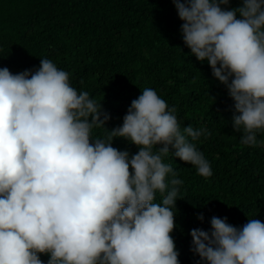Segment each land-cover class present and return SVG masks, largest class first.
Masks as SVG:
<instances>
[{"label": "clouds", "instance_id": "clouds-1", "mask_svg": "<svg viewBox=\"0 0 264 264\" xmlns=\"http://www.w3.org/2000/svg\"><path fill=\"white\" fill-rule=\"evenodd\" d=\"M173 4L184 45L234 101L241 144L255 146L264 130V0ZM174 113L144 88L108 130L101 101L52 60L15 74L0 68V264H44L40 254L47 264H180L171 233L183 181L163 160L171 154L205 178L212 169L192 142L207 129L181 128ZM94 128L107 136L93 138ZM114 138L138 151L114 148ZM190 236L197 264H264L258 219L236 227L213 216L209 231Z\"/></svg>", "mask_w": 264, "mask_h": 264}, {"label": "trees", "instance_id": "trees-1", "mask_svg": "<svg viewBox=\"0 0 264 264\" xmlns=\"http://www.w3.org/2000/svg\"><path fill=\"white\" fill-rule=\"evenodd\" d=\"M241 5L230 0L229 7ZM182 23L173 0H0V68L15 74L34 71L40 58L52 60L73 87L101 101L111 117L108 130L122 124L144 88L175 109L181 128L207 129L192 142L210 163V177L171 154L163 160L183 181L171 233L178 259L197 264L190 231H209L213 216L236 227L252 218L264 223V130L255 146L241 144L242 132L232 125L234 101L210 65L184 45ZM92 135L104 138L107 130L94 128ZM112 146L138 151L124 138H114ZM40 259L47 264L49 256Z\"/></svg>", "mask_w": 264, "mask_h": 264}]
</instances>
